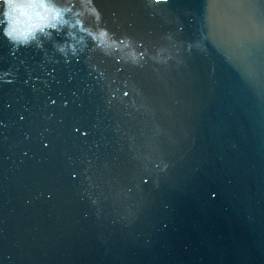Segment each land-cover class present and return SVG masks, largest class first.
Here are the masks:
<instances>
[{"label": "water", "instance_id": "obj_1", "mask_svg": "<svg viewBox=\"0 0 264 264\" xmlns=\"http://www.w3.org/2000/svg\"><path fill=\"white\" fill-rule=\"evenodd\" d=\"M95 3L183 62H66L0 28V264H264V0Z\"/></svg>", "mask_w": 264, "mask_h": 264}, {"label": "clouds", "instance_id": "obj_2", "mask_svg": "<svg viewBox=\"0 0 264 264\" xmlns=\"http://www.w3.org/2000/svg\"><path fill=\"white\" fill-rule=\"evenodd\" d=\"M167 3L168 0H146L148 8ZM0 9V28L3 36L15 49L33 45L43 48L45 43L51 42L55 51L62 55L66 62L71 58L78 59L86 50L99 51L106 57L115 58L117 63L131 64L138 68H143L147 60L161 66H167L172 60L177 64L183 62L179 58L182 45L174 38V34L163 37L169 42V46L156 47L150 52L142 41H137L129 35L117 37L116 33L110 31L105 26L103 14L95 0H0ZM202 47L200 42H187L184 50L190 53L193 48ZM95 68L93 65L94 70ZM8 75V72L4 73L5 77ZM124 86L129 87L127 81H124ZM119 91L117 88L112 93V99H116V93ZM131 91L136 92L137 96L142 95L134 86ZM125 97L129 98V104L126 106L134 109L144 107L137 105L136 99L130 96V91H124L120 99ZM108 103L111 104V100ZM155 166L161 171L168 168L166 163L163 167H160V164ZM145 167L147 168V165ZM92 202L95 204L97 201Z\"/></svg>", "mask_w": 264, "mask_h": 264}]
</instances>
